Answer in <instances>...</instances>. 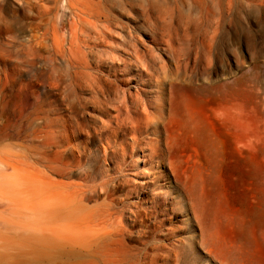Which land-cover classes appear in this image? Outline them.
Returning <instances> with one entry per match:
<instances>
[{
  "label": "rangeland",
  "instance_id": "rangeland-1",
  "mask_svg": "<svg viewBox=\"0 0 264 264\" xmlns=\"http://www.w3.org/2000/svg\"><path fill=\"white\" fill-rule=\"evenodd\" d=\"M160 8L181 35L188 30L201 66L212 62L211 77L194 82L205 91L200 114L227 113L224 92L241 89L247 126L259 127L257 149L248 129L231 147L221 136L216 143L201 141L179 108L171 114L166 105L167 133L155 154L153 129L143 128L157 118V102L170 97L168 84L182 79L171 55L156 47L167 65L166 88L140 85L153 109L150 117L131 116L128 127L140 129L131 134L116 118L125 122L129 98L137 97L136 58L110 39L97 49L106 63L100 66L106 94L94 96L87 73L74 75L54 56L41 75L28 73L19 43L30 31L18 27L20 42L6 47L11 57L0 61V264H34L24 247L40 228L79 243L117 231L118 239L99 251L128 264H264V0H162ZM142 14L135 9L120 18L125 35L142 23ZM142 52L154 66V56ZM111 63H118L113 73L106 69ZM51 138H59L57 150ZM5 201L16 210L3 208ZM104 209L112 214L109 222Z\"/></svg>",
  "mask_w": 264,
  "mask_h": 264
},
{
  "label": "bare ground",
  "instance_id": "bare-ground-1",
  "mask_svg": "<svg viewBox=\"0 0 264 264\" xmlns=\"http://www.w3.org/2000/svg\"><path fill=\"white\" fill-rule=\"evenodd\" d=\"M161 1L0 0V61L11 57L9 50L5 48L20 42L16 30L18 27L25 28L24 26H26L28 31H30V38L26 39V43L23 41L19 43V52L22 53L20 56L24 58L23 62L25 67H28V73H39L41 75L42 71H44V63L54 56L74 75H86V72L85 80L88 83L87 88L90 93L94 96L105 97L106 90H103V79L100 73V66L105 62L101 57H96V51L99 48L107 47L109 39L118 41L120 43V52L123 55H131L136 58L135 62L139 65V70L135 76V83L138 87L137 97L134 100V97L130 96L129 98V111L125 122L121 121V115L116 118L118 126L123 127L126 125V129L131 134H135L140 129H138V126L128 127V121L132 120L131 116L150 117L148 109H153L151 105L149 106L148 103L143 101L141 86H145L147 83L152 86L159 84L165 87L166 85L167 65L163 56L157 53L156 47L163 49L171 55L172 59L170 62L173 63L176 72L181 75L182 79L178 78V83L174 81L175 83L168 84L167 89L170 92V97L164 101L157 102V118L155 117V120L151 122L152 126L150 123V125L143 128L146 133L153 129V131H150L156 137L153 140L155 154L160 153V146L163 144L164 136L167 133V123L163 119L166 105L169 106L171 114L175 106L179 108L180 116L185 118V126L189 128L190 133L195 134L194 136L201 141L216 143L217 139L215 137L221 136L225 140H223V144L227 145L230 143L231 147L237 145L234 140L240 141L245 129H248L256 137L254 149H257L259 127L256 124L250 125V127L247 126L246 120L248 118L245 114L241 89L235 88L233 91L227 89L224 92L226 98L229 99V111L227 113L214 119L207 114H200L201 111L199 109H203L206 103H199L200 97L205 91L196 89L194 82H200L203 79L208 80L211 77L212 62L208 59L206 65L204 67L201 66V54H192V41L188 30H184V34L181 35L180 30L175 26L174 17L167 18L163 15L160 8ZM13 5H16V10L13 9ZM135 9L142 11L141 21L143 24L140 23V25H137L130 33L125 35L123 32L124 28L119 20L121 17H126L125 15H130ZM141 35L150 39V44L142 41ZM78 42L81 44L80 48L77 44ZM211 47L212 45L210 44L209 54H211L213 49ZM141 49L154 56V66L147 64L146 55ZM79 51H81V56ZM118 63H121L126 68L130 67L128 63H124L120 59ZM117 64L111 63L106 69H108L109 73L110 71L113 73L115 72L113 68ZM66 130L67 127H64L58 133L61 134L66 132ZM58 133L53 132L54 135ZM100 136H102V133H100ZM37 137L42 139L40 140L42 143H46L48 140L46 136H43V131H40ZM56 139L51 138L52 147H55L54 150L58 148V143L55 142ZM132 142L133 145H136L139 141L137 138H133ZM105 156L107 157V154ZM164 156L163 154L160 155L161 158ZM41 157L39 160H43V157ZM161 161L164 162L162 159ZM10 166L9 163L5 167L9 168ZM50 169L55 174L58 173L57 168L51 166ZM5 202L6 204L2 203L3 208H7L12 212L16 210V208L11 209L8 202ZM107 212L104 209V215H102L107 220L105 222L111 221L109 218L112 217V214ZM68 215L66 219H71L69 218L71 214ZM56 218L54 216V219ZM53 222L55 221L52 220ZM49 226L46 227L49 228ZM55 232H53V229L44 228L33 231L35 236L29 239L32 244L26 245L24 249L30 252L34 264H128L113 257L110 253L105 252L103 255L99 251L101 247H106L107 243H113L118 239L117 231H106L101 235H95L90 241H82L83 243L81 241V243L71 241L64 238L65 236L62 238L57 237ZM19 245L18 243L13 245L18 252L20 251L16 247Z\"/></svg>",
  "mask_w": 264,
  "mask_h": 264
}]
</instances>
